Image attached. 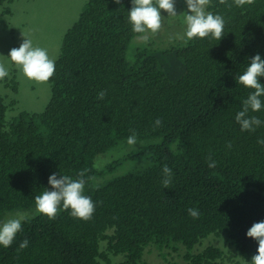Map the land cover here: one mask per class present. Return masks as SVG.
I'll list each match as a JSON object with an SVG mask.
<instances>
[{
	"label": "trees",
	"instance_id": "obj_1",
	"mask_svg": "<svg viewBox=\"0 0 264 264\" xmlns=\"http://www.w3.org/2000/svg\"><path fill=\"white\" fill-rule=\"evenodd\" d=\"M131 7L132 0H88L63 36L42 112L8 122L0 97V218L27 212L11 247L0 246V264H111L107 254L142 264L152 244L162 258L182 249L183 264H225L217 247L193 252L221 234L243 261L258 254L247 232L264 221V124L241 131L235 117L251 91L238 77L255 55L264 59V0L243 7L211 0L206 11L225 20L220 41L185 35L157 48L148 38L132 43L143 33L132 30ZM249 115L264 121V110ZM133 133L137 143L129 145ZM119 148L125 152L96 167ZM165 165L173 173L168 188ZM84 169L91 220L62 205L54 220L37 212L35 197L52 190L51 175L76 179Z\"/></svg>",
	"mask_w": 264,
	"mask_h": 264
},
{
	"label": "clouds",
	"instance_id": "obj_2",
	"mask_svg": "<svg viewBox=\"0 0 264 264\" xmlns=\"http://www.w3.org/2000/svg\"><path fill=\"white\" fill-rule=\"evenodd\" d=\"M115 2L119 4L120 0H115ZM185 2L188 9L187 13H183L186 23V38L192 40L211 36L220 41L224 36L225 20L221 15H214L212 12L206 11L211 0H185ZM233 2L236 6L243 7L245 4H253L254 0H233ZM220 3L227 4V0H220ZM161 10L168 16H177L175 0H132L128 19L133 32L156 34L162 27ZM141 39L146 40L147 36H142ZM9 58L30 81L47 84L55 74V60L49 57L46 49L34 47L31 39L24 38L19 48L11 49ZM8 75V69L0 63V81H3ZM261 77H264V59L257 54L251 59L243 74L238 77V83L251 90L243 101L242 110L235 117L241 131L254 132L257 127L264 124V121H261L257 116L249 115L250 111L257 113L264 110V99H262L264 98V85L260 83ZM105 95L106 93L101 91L98 94V99H104ZM154 123L159 127L162 121L158 118ZM127 143L129 145L137 143L135 133L128 138ZM258 143L264 146V139L258 140ZM226 146L231 148V143ZM209 161V168L216 167V162L212 161L211 157H209ZM87 172L88 169L80 171L76 179L67 175H59V178L57 174L51 175L48 183L52 190L45 189L35 197L37 212L49 220H54L62 205L64 210L71 211L73 217L82 221L91 220L96 206L91 197L84 194ZM162 172L165 177L162 181L163 186L168 188L173 175L172 170L165 165ZM188 214L194 219L200 216L199 211L195 208L188 209ZM21 230L20 218L9 219L0 225V246L11 247L16 235ZM247 237L258 243V254L252 257L251 264H264V221L254 223L248 230ZM28 244L27 239L23 240L18 251L27 248Z\"/></svg>",
	"mask_w": 264,
	"mask_h": 264
},
{
	"label": "rangeland",
	"instance_id": "obj_3",
	"mask_svg": "<svg viewBox=\"0 0 264 264\" xmlns=\"http://www.w3.org/2000/svg\"><path fill=\"white\" fill-rule=\"evenodd\" d=\"M88 0H15L10 4L0 6V16L3 24L0 23V63L8 69L9 75L0 81V97L7 106L6 120L17 116L21 112L39 113L42 112L50 98L49 84H40L28 80L18 66L11 62L9 58L10 50L19 48L24 38L31 39L34 47L46 49L52 59H56L60 53L62 40L65 32L77 21L79 14ZM8 13L2 15L3 11ZM175 10L177 16H168L161 10L162 27L156 33H143L133 39L132 43L144 41L142 36H147L145 43L149 47L157 48L170 42L168 45H175L181 42L185 36L186 23L184 14L187 13L185 0H175ZM5 24V26H4ZM151 37V38H149ZM153 37V38H152ZM140 45V44H138ZM124 148L113 150L104 156L97 158L96 167H101L117 158ZM130 168V164H125L117 172ZM122 173V172H121ZM27 216V212H19L16 215L7 214L0 218V225L9 219ZM207 246H214L221 249L224 253V263L238 262L239 264H249L236 254L230 246L226 236H211L204 240L200 245L193 249V252L201 251ZM106 243L100 244L101 251L105 250ZM158 247L154 244L147 247L144 251L142 264H183L181 259L183 250H170V254L162 258ZM167 250L164 252L166 253ZM111 264H118L123 260L122 255L113 256L107 254ZM101 264H107L101 260Z\"/></svg>",
	"mask_w": 264,
	"mask_h": 264
}]
</instances>
